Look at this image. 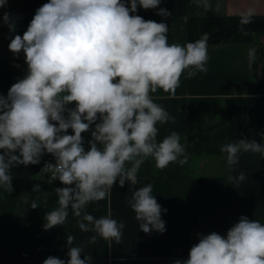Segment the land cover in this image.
Wrapping results in <instances>:
<instances>
[{"label": "clouds", "instance_id": "obj_1", "mask_svg": "<svg viewBox=\"0 0 264 264\" xmlns=\"http://www.w3.org/2000/svg\"><path fill=\"white\" fill-rule=\"evenodd\" d=\"M6 3L0 0V7ZM160 4L130 0L129 8L122 0H49L36 10L23 36L11 39L9 50L25 54L27 74L6 97L0 96V186L12 190L11 167L36 165L45 152L51 154L55 163H45L41 174L50 173L64 187L55 189L59 207L45 214L44 230L63 225L70 207L79 230L95 233L89 243L100 237L119 244L124 222L96 218L86 207L108 198L117 180L121 188L126 182L137 184L138 170L148 158L158 170L187 162L177 132L157 140V124L175 118L150 93L161 89L174 95L185 70L189 78L206 73L209 34L183 46L170 44L166 23L130 15L138 5L148 10ZM202 5L211 9L208 0ZM157 15L171 13L159 8ZM254 15L253 9L240 14L241 31ZM3 21L15 30L10 14L4 13ZM73 103L74 108L67 107ZM94 123L86 151L82 133ZM68 129L74 134H66ZM221 152L232 167L241 152L264 158V143L241 138L223 145ZM245 178L241 172L228 179L231 184ZM152 192L151 184L140 187L128 204L141 231L162 234L166 227L161 214L167 210ZM30 207L39 206L33 201ZM66 239L72 245L75 237ZM82 252V247H70L67 262L50 256L43 264H90V257L81 259ZM174 264H264V223L241 216L226 236L199 235L188 259Z\"/></svg>", "mask_w": 264, "mask_h": 264}, {"label": "crops", "instance_id": "obj_2", "mask_svg": "<svg viewBox=\"0 0 264 264\" xmlns=\"http://www.w3.org/2000/svg\"><path fill=\"white\" fill-rule=\"evenodd\" d=\"M48 2L7 0L0 7V21L5 23L3 15L8 13L13 22L25 23L26 31L36 10ZM122 2L130 8V0ZM208 3L211 9H205L202 0H161L156 9L138 5L135 13L130 12L146 21L166 23L170 44L183 46L209 34L207 72L189 78L185 70L174 95L161 89L150 93L153 101L175 118L157 124V140L177 132L187 162L158 170L148 158L138 170L137 184L126 182L121 188L117 180L108 198L86 207L96 218L111 216L124 222L119 244L100 237L95 244L89 243L95 233L79 230L70 207L63 225L44 230L45 214L59 207L55 189L64 187L50 173L41 174L45 163H55L51 154L45 152L36 165L11 167L12 190L0 186V264H43L50 256L67 262L69 248L74 246L83 248L81 259L90 257V264H162L166 259L174 264L188 259L199 235L216 232L226 236L241 216L264 223V158L241 152L239 163L230 167L221 152L223 145L241 138L264 143V0ZM159 8L171 15H157ZM248 9L255 15L241 31L240 14ZM16 35L22 36L17 29L2 33L0 28V96L4 97L27 74L24 52L14 54L8 47ZM67 107L74 108L75 103ZM94 128L95 123L82 133L86 151ZM66 134L74 133L68 129ZM241 172L245 180L230 184L229 176ZM147 184L153 186L152 195L167 210L161 214L166 227L162 234L141 231L128 204L133 192ZM33 201L39 206L36 209L30 207ZM68 235L75 237L72 245L67 244Z\"/></svg>", "mask_w": 264, "mask_h": 264}, {"label": "rangeland", "instance_id": "obj_3", "mask_svg": "<svg viewBox=\"0 0 264 264\" xmlns=\"http://www.w3.org/2000/svg\"><path fill=\"white\" fill-rule=\"evenodd\" d=\"M19 25H15V29H17V32L22 34L21 27ZM0 28L2 33H11L9 26L3 22L0 21Z\"/></svg>", "mask_w": 264, "mask_h": 264}, {"label": "trees", "instance_id": "obj_4", "mask_svg": "<svg viewBox=\"0 0 264 264\" xmlns=\"http://www.w3.org/2000/svg\"><path fill=\"white\" fill-rule=\"evenodd\" d=\"M15 25H19L21 27L22 36H23V33L25 32V23H15Z\"/></svg>", "mask_w": 264, "mask_h": 264}, {"label": "built area", "instance_id": "obj_5", "mask_svg": "<svg viewBox=\"0 0 264 264\" xmlns=\"http://www.w3.org/2000/svg\"><path fill=\"white\" fill-rule=\"evenodd\" d=\"M53 164H54V163H53ZM50 176H51V174H50ZM161 263H162V264H172L171 260H169V259L162 260Z\"/></svg>", "mask_w": 264, "mask_h": 264}]
</instances>
